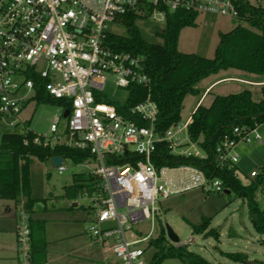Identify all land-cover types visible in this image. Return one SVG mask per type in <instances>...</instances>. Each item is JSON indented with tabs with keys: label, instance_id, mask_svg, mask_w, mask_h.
<instances>
[{
	"label": "built area",
	"instance_id": "2783aa9c",
	"mask_svg": "<svg viewBox=\"0 0 264 264\" xmlns=\"http://www.w3.org/2000/svg\"><path fill=\"white\" fill-rule=\"evenodd\" d=\"M185 11L202 15L239 17L238 0H0V122L16 126L24 105L35 99L36 87H43L53 99H64L49 131L36 134V145H67L87 148L97 167L89 171L100 183L90 195L92 220L87 234L118 260L112 264H150L146 248L153 237L158 203L172 192L158 184L167 170L191 172L198 178L192 186L205 191L222 192L219 180L207 181L193 167L157 169L151 158L157 144L165 143L170 153L206 158L197 141L188 135L189 116L184 123L157 131V105L150 98L125 106L131 86H146L151 78L145 58L113 47L107 27L127 16L136 21L153 20L166 24L170 13ZM128 91L125 106L119 111L105 93L107 79ZM112 101V100H111ZM116 102V101H114ZM68 110L66 118L63 113ZM195 111V110H194ZM193 114V113H192ZM257 127V126H256ZM256 127H234L215 148L218 165L236 164L237 145L260 140ZM139 156L135 161L114 163L117 158ZM63 158V157H62ZM109 161L111 163H109ZM51 162V158L49 160ZM53 165V164H52ZM55 166V165H54ZM62 174L63 162L55 166ZM259 171L252 170L249 178ZM16 242L19 264H34L28 214L18 206ZM150 220L149 230L136 228ZM193 238L175 246H184Z\"/></svg>",
	"mask_w": 264,
	"mask_h": 264
},
{
	"label": "trees",
	"instance_id": "16d2710c",
	"mask_svg": "<svg viewBox=\"0 0 264 264\" xmlns=\"http://www.w3.org/2000/svg\"><path fill=\"white\" fill-rule=\"evenodd\" d=\"M240 24L227 32H219V41L213 58L178 50V38L185 27H195L197 15L185 11L170 13L164 28L157 32L162 38L161 44L145 41L136 26V17L127 16L124 20L127 36L110 35L111 45L117 49L129 51L145 58L146 72L151 78L146 86H131L125 106L135 105L150 98L157 105L155 127L163 132L181 120V109L187 95H200L198 83L221 70L236 69L243 72L264 75V0L252 3L250 0H238ZM35 99L39 103H51L69 108L64 99H53L43 89L36 87ZM260 98L256 100L250 89L226 95H213L208 106L200 104L191 115L188 135L197 141L207 154L206 158L185 157L170 153L165 143L157 144L152 162L159 170L163 167L176 168L182 165L201 171L207 181L217 179L223 191L233 194L235 199L246 202L249 220L257 233L264 235V207L258 201V193L264 189V167L253 178L243 182L236 164L218 165L215 162V148L224 135H232L234 127L251 130L264 124V84L259 86ZM113 103L119 111L125 106ZM35 133L28 129L22 132H7L0 139V199L22 205L28 214L31 236V259L34 264L43 263L47 243L44 238V222L33 220L30 214L35 211L38 202L46 199L42 196L38 184V171L33 167L37 161L47 164L50 158L61 156L74 164L94 162V156L87 148H75L67 145L44 146L33 143ZM139 156L123 157L114 163L135 161ZM109 163H111L109 161ZM100 180L90 172L73 175L72 182L63 186V197L74 199L79 195L92 194ZM228 191V192H227ZM196 234L219 239V232L210 227V217L203 216L199 224L192 225ZM164 229L162 228V231ZM153 248L150 264H161L166 259L175 258L184 264H212L200 255L188 251L183 246L168 243L164 233L150 239L147 248ZM231 260L250 264L244 253H225ZM256 262V261H254Z\"/></svg>",
	"mask_w": 264,
	"mask_h": 264
},
{
	"label": "rangeland",
	"instance_id": "374dc122",
	"mask_svg": "<svg viewBox=\"0 0 264 264\" xmlns=\"http://www.w3.org/2000/svg\"><path fill=\"white\" fill-rule=\"evenodd\" d=\"M252 3H259V0H250ZM238 18L216 15H198L195 27H185L181 30L178 38V50L184 53H195L206 58H213L215 48L219 41V32H227L240 24ZM142 38L154 44H161L162 38L157 34L164 28V24L153 20L136 21ZM108 31L119 35L127 36V28L124 24L115 22L109 24ZM240 73L235 69H229L223 74ZM209 82V81H206ZM206 82H201L203 85ZM243 84L237 82H225L219 85L214 94L226 95L244 90ZM248 89V88H246ZM254 98H260L259 89L250 88ZM105 93L112 101L123 103L128 95L124 88H117L107 79ZM213 95L208 96L204 106L211 103ZM198 96L187 95L182 103L180 123L191 116L194 104ZM62 114V107L51 103H39L30 99L20 114V121L16 126H9L5 122H0V139L2 134L7 132H22L25 125L28 129L38 135H43L49 131V126L55 115ZM66 170L59 174L51 163L42 164L34 162L33 167L39 172L37 175L38 184L41 188L42 196L46 199L45 203L40 201L35 208L40 210L39 217L44 220V238L48 242L61 240V253L67 254L72 259V264H101L102 258L106 260L102 264L116 263L118 260L109 250H104L87 234V228L92 220L89 200L84 195H79L74 199L63 197V186L72 182L74 174L87 173L97 167L95 162H85L74 164L69 159L64 158ZM250 167L238 170L237 174L243 182L248 181ZM171 174L178 176L179 179L186 176L182 171L173 170ZM187 180L193 178L187 175ZM199 178V177H198ZM180 179V180H181ZM197 180V179H196ZM194 181V184L196 182ZM158 184L165 185L164 179L159 180ZM261 192V191H260ZM261 205L264 201L258 195ZM229 201L231 202L230 204ZM263 201V202H262ZM7 201H0V213L3 212ZM76 206H73V205ZM228 204V205H227ZM159 214L155 219L153 237L166 232L164 229L168 225L178 236V242H192L185 244L188 251H192L212 264H246L231 260L225 253L241 252L248 256V262L257 260L258 264H264V236L256 232L253 228L249 216L246 202L235 199L233 194H225L216 191H205L202 186H191L181 191L171 192L168 197L158 203ZM237 208V209H235ZM210 217V227L222 232L221 237L215 240L212 237H204L196 234L192 225L199 224L201 218ZM150 220H143L137 223L136 228L144 232L149 230ZM168 243L171 242L168 238ZM179 247V246H178ZM54 248H49L50 254ZM153 248L146 249V258L150 259ZM102 253V254H101ZM161 264H184L175 258L166 259Z\"/></svg>",
	"mask_w": 264,
	"mask_h": 264
},
{
	"label": "crops",
	"instance_id": "0c3cea01",
	"mask_svg": "<svg viewBox=\"0 0 264 264\" xmlns=\"http://www.w3.org/2000/svg\"><path fill=\"white\" fill-rule=\"evenodd\" d=\"M228 70L229 69L221 70L217 72L216 74L206 77L205 79L201 80L198 83L197 87L200 90V95L198 96V99L193 106L191 115L198 105L203 104L204 100L208 96L215 95L214 90L219 85L225 82H237V83L243 84L245 89L246 88L259 89V86L261 84H264V75H255V74L243 72L240 70H237V72L239 71L240 73H236V74H223V72H226ZM203 81L204 82L209 81V82H206L203 85H200L201 82ZM256 130L261 136L260 140H252L249 143L240 142L237 145L236 149L239 154V160L236 163V166L238 170H243L244 167H250V170H249V173H250L254 169H257L259 171V168L264 167V124L258 125L256 127ZM173 170L174 169L167 170L163 173L165 185L172 192L181 191V190H184L185 188H189L192 186V184L194 183L196 179L198 180L197 176L191 172H188L186 174L187 175L190 174L191 177L193 175V178H189L187 180L186 178L187 175H186V176H183L182 179L180 178L181 179L180 180L178 176H175L170 173ZM247 177L249 178V175ZM259 194L261 195V198L264 201V189L261 192H259L258 195ZM259 200L260 199L258 197V201ZM0 201L2 200L0 199ZM5 201H7L8 204L6 203L4 205L3 212L0 213V264H19L18 246L16 242V229H17V218H18L17 216H18V206L19 205L16 206L12 201H9V200H5ZM243 202L245 201L243 200ZM230 203L231 202L229 201L228 204ZM73 206H76V205L74 204ZM261 206L264 207V204ZM39 212L40 210L35 208V211L32 214H30V218H32L33 220H41L44 222L43 218L38 216L40 215ZM218 232H219V239H220L222 232L220 231ZM60 241H61L60 239L54 240L52 242L46 241L47 246H46L45 260L43 263H40V264H72V259H69L67 254L61 253L62 248L60 247L61 245ZM51 247L54 248L52 250V254H50L49 252V248ZM105 261L106 260L103 259V254H102V258L99 262L102 264V263H105ZM254 261H257V260H253V262Z\"/></svg>",
	"mask_w": 264,
	"mask_h": 264
},
{
	"label": "water",
	"instance_id": "95a60500",
	"mask_svg": "<svg viewBox=\"0 0 264 264\" xmlns=\"http://www.w3.org/2000/svg\"><path fill=\"white\" fill-rule=\"evenodd\" d=\"M68 113H69V111L65 110L64 113H63V118H66ZM51 162H52L53 165L57 166V165L62 164L63 158L61 156H54V157L51 158ZM164 230L166 232L167 238L171 242H173V243H177L178 242V236L174 233V231L168 225H166ZM250 264H258V263L257 262H252Z\"/></svg>",
	"mask_w": 264,
	"mask_h": 264
}]
</instances>
